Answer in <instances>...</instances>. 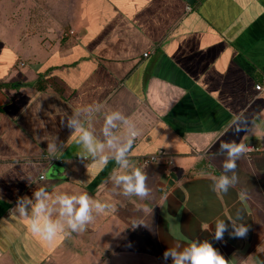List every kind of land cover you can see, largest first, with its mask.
Returning a JSON list of instances; mask_svg holds the SVG:
<instances>
[{
  "label": "crops",
  "instance_id": "0c3cea01",
  "mask_svg": "<svg viewBox=\"0 0 264 264\" xmlns=\"http://www.w3.org/2000/svg\"><path fill=\"white\" fill-rule=\"evenodd\" d=\"M0 17V264H171L167 248L205 240L226 264H264V0H0ZM69 120L103 151L88 153ZM130 126L143 200L112 179L125 170L107 140L125 144ZM231 142L259 149L236 161L234 187L213 191ZM41 189L66 230L50 244L11 212L30 218ZM81 194L114 210L70 232L56 197ZM237 215L244 237L229 235Z\"/></svg>",
  "mask_w": 264,
  "mask_h": 264
},
{
  "label": "clouds",
  "instance_id": "9594fccd",
  "mask_svg": "<svg viewBox=\"0 0 264 264\" xmlns=\"http://www.w3.org/2000/svg\"><path fill=\"white\" fill-rule=\"evenodd\" d=\"M120 119H122V117L119 112H114L106 118L104 128L106 136L109 133L110 127H115V121ZM68 127L74 130V135H78L79 137L78 143H81L93 157L96 156L98 151H103L105 145L96 143L92 133L82 126H79L76 120H69ZM242 130L244 129H237L238 132ZM139 135L140 130H137L134 126H130V138L125 144L121 145L112 138L107 140V144L110 148L115 150V154L112 158L116 160L121 169L125 170L112 178L115 185L122 189V193L125 196L135 195L143 200L150 194V189L146 184L147 177L141 168L137 166H131L130 168L128 157L133 141ZM49 148L51 151L54 145H49ZM220 148L226 150L227 153V159L223 164L225 174H221L218 179H216L213 191L219 190L223 193H227L229 188L234 187L238 180L236 175V161L247 153L248 147L244 143L231 142L220 144ZM108 159L109 157H100V164L106 165ZM226 173H231V175ZM34 196V204L31 200L28 201V204L31 205L30 218L28 217L27 206L25 205L18 204L15 208L11 209V212L15 215L18 213L20 218L26 220V225L33 235L51 243L61 233L66 232L65 225L59 220L54 221L50 219L47 210V201L49 197L43 189L36 191ZM56 201L60 206V215L66 218V227L70 232H82L86 225L94 221L97 215L114 210L113 204L102 201H92L87 194H81L79 196L59 195L56 197ZM242 221H244V219L240 215H237V217L232 220V231L229 232L230 236H246L248 226ZM203 227L207 229L208 224H204ZM226 231H228V228L224 221L217 219L215 223L214 239L222 240ZM169 257L171 258V264H226L225 258L213 247V244L207 240L203 242L193 241L182 249L179 244L167 248L163 253V259L167 261Z\"/></svg>",
  "mask_w": 264,
  "mask_h": 264
},
{
  "label": "built area",
  "instance_id": "2783aa9c",
  "mask_svg": "<svg viewBox=\"0 0 264 264\" xmlns=\"http://www.w3.org/2000/svg\"><path fill=\"white\" fill-rule=\"evenodd\" d=\"M187 9H190V5H187L186 6ZM71 32V31H70ZM147 53H144V55H146ZM256 89H260L261 88V85L260 84H256L255 85ZM259 148L254 146V145H250L248 146V151H256L258 150ZM161 156V152H155V153H151V154H147V155H143L141 158H140V162L143 164V165H148L152 162H155L157 160H159Z\"/></svg>",
  "mask_w": 264,
  "mask_h": 264
},
{
  "label": "rangeland",
  "instance_id": "374dc122",
  "mask_svg": "<svg viewBox=\"0 0 264 264\" xmlns=\"http://www.w3.org/2000/svg\"><path fill=\"white\" fill-rule=\"evenodd\" d=\"M7 8H4V11L5 12H7ZM6 20L3 18V17H0V27H2V26H5L6 25ZM55 241V240H54ZM52 243H54L53 241H52ZM50 244V243H49ZM48 252V251H47ZM49 252L50 253H54V255H55V257H56V253H57V248H56V246H54V247H52V249L51 250H49ZM43 253H45V251H42V254ZM9 253H7V255H8ZM57 257L60 259V255H57ZM21 258H23V260H24V258L25 257H21ZM20 258V259H21ZM22 260V259H21Z\"/></svg>",
  "mask_w": 264,
  "mask_h": 264
},
{
  "label": "water",
  "instance_id": "95a60500",
  "mask_svg": "<svg viewBox=\"0 0 264 264\" xmlns=\"http://www.w3.org/2000/svg\"><path fill=\"white\" fill-rule=\"evenodd\" d=\"M187 2H188V3H192V2H193V0H187Z\"/></svg>",
  "mask_w": 264,
  "mask_h": 264
},
{
  "label": "trees",
  "instance_id": "16d2710c",
  "mask_svg": "<svg viewBox=\"0 0 264 264\" xmlns=\"http://www.w3.org/2000/svg\"><path fill=\"white\" fill-rule=\"evenodd\" d=\"M14 84H11V86H13Z\"/></svg>",
  "mask_w": 264,
  "mask_h": 264
}]
</instances>
